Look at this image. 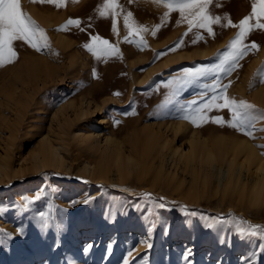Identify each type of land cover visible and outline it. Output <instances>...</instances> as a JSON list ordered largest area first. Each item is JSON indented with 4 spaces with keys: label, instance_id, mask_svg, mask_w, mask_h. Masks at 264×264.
<instances>
[{
    "label": "rangeland",
    "instance_id": "374dc122",
    "mask_svg": "<svg viewBox=\"0 0 264 264\" xmlns=\"http://www.w3.org/2000/svg\"><path fill=\"white\" fill-rule=\"evenodd\" d=\"M21 3L23 11L45 30L51 45L50 49L37 52L27 45L21 46L18 42L16 47L21 55L29 51L30 53L22 56L18 54L19 58L15 62L18 66L10 64L0 67V89L2 91H0V104L3 105H1L2 111L0 109V112L6 114L0 113V157L3 156L4 151L8 150L13 169L8 172L9 176H1L4 180H0V230L11 232L14 236L13 242L8 247H0V264H122L127 252L134 246L139 247V253L143 255L146 249L140 245L139 241L146 235L149 221L144 217L150 205V202L144 198V193H150L152 200L164 197L172 210L162 212L165 223L169 226L167 234L164 233L162 227L158 226L151 233L154 246L147 251V259L142 260L137 257L135 264H185L181 258L185 248L192 249V264H216L218 260L221 264H243L241 257L258 251L260 242L256 238L241 236L236 232L234 225H218L214 229H208L205 227L208 219L201 217H222L225 220L243 218L252 224L264 225V214L253 216L254 210L249 207L245 199L239 198L237 194L223 197L221 193H216L213 187L207 184L203 186L200 180L195 182L196 196L188 199L190 175L188 172L184 175L181 169H178L177 175L183 182L178 187L174 183L170 185L168 184L170 182L161 180L152 184L153 173L141 176L133 172L124 181L115 178L112 181L111 179H93L81 169L83 160L87 158L85 151L81 150L79 154L76 149L79 141L74 142L70 138L73 143L69 137L66 161L71 163L70 170L50 168L34 171L29 166V154L39 146L42 136L46 133L54 135V131H57L58 120L62 115L53 118L52 114L56 108L68 99L79 98L81 92L84 93L94 84H100V88L107 89V92L102 95V99H106L105 103L101 102L103 105L94 114H88L80 120L77 118L72 124L74 128L81 131L97 130L100 133L99 142H102L104 134L121 141L126 149L134 142L136 146L143 148L146 139L144 129L146 125L155 130L165 131L167 124L183 122L187 128L174 139L177 145L181 142L185 143L188 130H196L204 136L208 134L210 136L211 132L212 135L221 133L225 136L249 139L264 158V148L258 147V145H264V132L259 131L264 128V121L256 123L257 131L254 133L255 139H252L234 129L227 126L221 127L211 121L197 127L182 118L178 109L182 105L186 106L187 102L199 91L195 86L185 88L176 101L162 107L168 94V89L164 88L163 84L185 67L218 63L219 57L227 51L238 29L216 25L214 26V37L202 31L204 39L193 45L191 40L195 38L194 34L189 33L188 36H184L183 34L187 32V24H177L176 21L180 19L179 14L172 13L168 21L160 28L161 30L157 32L158 37L156 38L150 33L156 24L161 23L166 11L163 4L157 0H131V3L129 0H119L126 11L133 12L137 23L149 29L148 33L144 34V39L147 38L145 39L147 47L142 50L135 44L124 41L123 36L127 33L123 28L122 15L118 20L119 35L112 33L111 19L102 18L98 14L103 0H66L65 6L59 9L54 5L30 2V0H21ZM251 4L252 0H214L210 10L213 14L226 16L233 23L238 24L241 19L251 13ZM40 13L51 16V25L46 24L39 17ZM68 19H79L84 31L74 26H70L68 30H58ZM51 31H59L54 32V35L56 33L67 34L75 44L76 42L79 44L80 51L77 49V52L82 57L79 58L78 64L69 67L68 59L58 55L59 47ZM92 35H100L116 44L122 53V58L97 61L83 47L90 41ZM181 37L185 43L174 52H187L190 56L176 59L159 67L158 64L174 53L168 49ZM252 42L258 45V50L250 52L241 60V67L230 77H225L223 82L232 81L228 89L229 96L243 99L255 105L256 109L264 110V105L255 102L251 97L256 86L261 83L257 73L264 68V30H254L245 41L248 44ZM24 48L29 51H25ZM202 50L206 51L203 55L199 53ZM161 52H167V54L158 56L157 54ZM140 54L144 56H136ZM29 56H41L43 60H49L48 63L56 67V70L53 71L51 77L42 72L39 73L40 75L37 74L39 76H36L34 81L28 83L26 79L24 80L26 82H18L22 79H18L16 73L18 75L20 71L24 74L27 70L26 58ZM19 64L22 69L19 68ZM93 69H95L96 76H93ZM11 74H15V77ZM12 78L16 81L15 83L12 82ZM11 82L12 85L15 84V87L10 85ZM32 83L36 85H31ZM42 84L43 88L40 87ZM238 86H240L239 89H237ZM24 87H27L33 94L29 91L27 95L23 94ZM14 89L16 90L12 91ZM34 89H38V92ZM6 90H9L8 93L4 92ZM6 95L7 98L13 95L14 97L9 100ZM4 103H6L5 108ZM14 106L19 108L16 109ZM133 109L135 110L134 115L126 114L132 112ZM68 115L74 118L71 111H68ZM214 115H222L225 119H230L227 110L219 113L213 110L208 113V116ZM79 144L77 146H81L80 142ZM184 147L187 148L186 144ZM165 168L171 169L170 164L165 163ZM172 168V170L175 169L173 166ZM38 189L44 191L42 200L27 210L22 209L20 205L24 198L33 197ZM86 196L93 197V201L84 204L82 201ZM49 205L54 210L52 213L54 221L50 223L45 234H42L39 225L32 221V216L38 210L47 211ZM136 205H139V208L135 207ZM184 206H187L189 211H196L198 216L186 218L183 213ZM57 224L60 226L56 227ZM22 225L26 226L23 238L15 235L16 229ZM87 243H93L95 246L88 252H84L83 249ZM109 244L111 247L107 248ZM254 259L255 264H264L258 257Z\"/></svg>",
    "mask_w": 264,
    "mask_h": 264
},
{
    "label": "snow or ice",
    "instance_id": "6c2138e0",
    "mask_svg": "<svg viewBox=\"0 0 264 264\" xmlns=\"http://www.w3.org/2000/svg\"><path fill=\"white\" fill-rule=\"evenodd\" d=\"M30 2H39L43 4L54 5L57 9L62 8L66 4V0H30ZM166 8L161 23L156 24L151 30V35L156 36L159 29L168 21L172 13H178L180 19L177 24L186 23L187 32L183 35L188 36L189 33L194 34L191 43L195 45L204 37L201 32H206L208 36H215L214 26L219 25L224 28H237L235 37L230 41L227 51L219 57V62L211 65H198L194 67H185L177 75L167 80L163 87L168 89L165 103L162 107L176 101L183 90L189 86H195L199 91L195 96L187 102L186 106L182 105L178 111L181 112L182 118L190 121L194 126L200 127L204 123L211 121L221 127L227 126L243 135L255 139L254 133L257 131L256 123L264 121V110L256 109V106L248 103L243 99H236L228 95V89L232 84L231 80L224 83L225 77H230L233 72L241 67L240 61L243 60L250 52L258 50L255 42L251 44L245 43L249 35L254 30H264V0H252L251 13L239 21L238 24L233 23L228 17L215 15L210 10L214 0H157ZM131 3V0H129ZM98 14L102 18L111 19V31L115 35H119L118 20L123 16V28L126 30L124 41L129 44H135L138 48L147 47V41L144 39V33L149 29L143 24L137 23L134 19L132 11H126L124 5L119 0H103V4L98 9ZM226 21V23L224 22ZM70 26L81 28L79 19H68L67 22L58 30H68ZM21 46L27 45L37 52L50 49V41L45 30L40 27L30 15L22 9L21 0H0V67L13 64L18 60L17 43ZM185 41L181 37L168 51L174 52L184 45ZM83 47L92 54L97 61H107L109 58H122V53L116 44L111 43L108 39L102 38L100 35H92L90 41L85 43ZM167 52L158 53V56L166 55ZM257 75L260 82L264 83V68H261ZM93 76H96L93 69ZM251 86V85H250ZM215 110L221 112L227 110L230 119H225L222 115L208 116L209 112ZM134 115L135 110L126 113ZM119 123V121H117ZM264 132V128L259 129ZM264 148V145H258ZM44 191L38 189L33 197H25L20 207L27 210L36 202L42 200ZM144 198L150 202L147 208V215L144 217L149 221L146 227V235L144 239L139 241L146 252L141 255L137 247H133L127 252L123 258L122 264H135L137 257L142 260L147 259V251L153 248L151 233L158 227H162L164 233L167 234L169 226L165 223L163 210H172L169 203L164 197L152 200L150 193H144ZM93 197L86 196L82 201L89 204L93 201ZM75 203V201H73ZM135 207L139 208V205ZM53 208L48 206V210H38L32 216V221L37 223L41 229V233L45 234L50 223H53ZM184 216L197 217L196 211H189L187 206L183 208ZM121 214H123L121 212ZM208 219L205 225L208 229H214L218 225H234L236 232L244 237L256 238L259 244V250L251 252L248 256L241 257L243 264H255L254 258H259L264 262V225L252 224L243 218H233L225 220L222 217L204 218ZM188 222L187 219L185 221ZM60 225L57 224L56 227ZM25 227L21 226L16 229L15 235L23 238L25 236ZM14 240L13 233L0 230V247L6 248ZM226 243V241H222ZM95 245L87 243L84 246V252H88ZM111 244L107 246L110 248ZM193 252L190 248H185L182 253V260L185 264H192ZM216 264H221L218 260Z\"/></svg>",
    "mask_w": 264,
    "mask_h": 264
},
{
    "label": "bare ground",
    "instance_id": "6f19581e",
    "mask_svg": "<svg viewBox=\"0 0 264 264\" xmlns=\"http://www.w3.org/2000/svg\"><path fill=\"white\" fill-rule=\"evenodd\" d=\"M39 17L46 24L51 25L52 18L49 14L40 13ZM58 20L59 19H57V21ZM51 32L54 35V32H59V31H51ZM155 37L157 38L158 36ZM54 38L57 46L59 47V49L57 48L59 50L58 55L68 59V66L71 67L73 65L78 64L79 58L82 57L80 53L77 52V49L80 51L79 44H77V42L75 44L74 40L70 39L67 36V34L63 35L62 33H56L54 35ZM27 50L29 51V49ZM27 50L25 49V51ZM54 51H56V49H54ZM19 52L18 54L20 56L24 55L25 53H28V52L25 53L22 52L24 54L21 55V53ZM51 52L52 50L50 51V54ZM199 53L203 55L206 53V51L202 50ZM136 56H144V55L140 54ZM189 56L190 54L187 52L182 53L177 51L171 53L160 64H158V66L162 67L165 64L171 63L176 59L189 57ZM56 58L58 59V57ZM56 58L54 59L57 60ZM26 60H27L26 62L27 68L26 67L25 68L27 70L24 72V74L20 73V71H18L19 72L18 75L16 73L17 78L22 79L18 82L27 81L29 83L32 80L34 81V79L36 80V76H39L40 75L39 73L42 72H44L47 76L51 77L53 71L56 70L55 69L56 67H53L52 64L48 63L49 60L47 61L43 60L41 56L40 57L29 56L28 58H26ZM21 62L18 63L21 64ZM13 64L15 65V63ZM19 68L22 69L21 66ZM7 71L8 68L6 72ZM7 77L9 76L7 75ZM7 77L5 78V80L7 79ZM45 78L48 79L49 77H45ZM12 82L15 83L16 81L13 80ZM12 82L10 83V85L14 86L15 84L12 85L13 84ZM46 82L47 81H45V83ZM19 84L21 85V83ZM33 84L35 83H32L31 85ZM10 85L9 87H11ZM20 85L19 88L21 87ZM40 87L43 88V84ZM100 87H101L100 84L91 85V87L85 90L84 93L83 92L80 93L79 98L68 99L65 103H62L56 108V110L52 114L53 118H58V115H62V117H59L60 119L58 120L57 131H54L56 129L53 130L55 133L54 135L50 133H46L45 135H43L39 141L40 144L38 143L39 146L30 152L29 166H31L32 170L39 171L50 168H54L58 170L60 169L70 170L71 163L70 162L67 163L66 161L67 159L66 152L68 151V147H69L67 145V140L69 137V139L70 138L73 139L74 142L78 140L81 143V146H77L80 145L78 142V144L76 145V149H78L79 154L81 150H84L85 151L84 154L87 156V158L83 160V166L81 167V169L83 170L84 173H87L93 179H99V180L111 179L110 181H112L115 178L119 181H124L133 172L141 176H144V174L146 173H153V177L151 180L152 184H154L153 182H157V180H161L163 182H170L168 183L170 185L171 183H174V185L178 187L183 182L182 179L179 178V176L177 175L178 169H181L184 175L185 172H188L190 175L191 183H189L188 186L189 188L187 193L188 199H192V197L196 196L197 191L195 189L196 188L195 182L200 180L203 183L202 184L203 186L204 184H207L213 187L214 191L216 193H221L223 197L225 196L228 197V196H232L233 194H237L239 198L245 199L248 202L247 204H249V207L253 208L254 210L253 216L256 217L258 216V214L260 215L264 214V158L262 156L263 154H261L257 150V147L254 145L252 141H250L245 137L228 136V135L225 136L221 133L212 135V132L210 136H208L209 134L207 136H204L203 134H200L196 130H188L185 143L181 142L179 145H177L174 143V139L177 138L178 135L182 131H185L187 128V125L184 124L183 122H177V123L167 124L165 131L155 130L152 127H149V125H146V127L144 128L146 130L145 131L146 139H145V146H143V148H139L138 146H136V143L134 142L133 145L131 144L128 147V149H126L121 143V141L117 140L111 135H104V134H103L104 138L102 139V142H99L100 133H98L97 130L91 129L88 132L81 131L77 128H74L72 122L77 118H79L80 120V118L82 119V117L88 114L92 115L95 113V111L101 108V105H103L102 103L106 100V99L105 100L102 99L103 98L102 95L107 92L106 91L107 89L105 88L102 89ZM239 88L240 86H238L237 89ZM21 89L22 88H20V90ZM98 89L100 90L98 91ZM15 90L16 89L12 91ZM34 90L37 91L38 89H34ZM8 91L6 90L4 92L8 93ZM23 91L22 93L26 94L27 91L29 90L27 87L26 88L24 87ZM4 92L2 94H4ZM19 92L20 91H18V93ZM13 97H9V98L12 99ZM17 97H21V96H17ZM251 97L255 102L264 105L263 83H260L256 86V89L252 93ZM3 98L4 97H2V99ZM16 101L18 104L19 100L17 99ZM5 104L6 103H4V108L6 107ZM1 105L2 104H0V109L3 106ZM9 108L10 107H8V109ZM15 108L17 109L19 107L17 106ZM68 111H71L73 113L74 118H70V116L68 115ZM0 113L4 114L3 112ZM52 135L54 137H52ZM184 144H186L187 148L184 147ZM77 156L78 155H76V157ZM165 163H167L168 165L170 164L171 169H166ZM172 166L175 167L174 170H172L173 169ZM12 170L13 169L10 161V153L8 150H6L4 151L3 156L0 157V180H4L1 179V176H9L8 172ZM15 171L18 172L17 170ZM242 199L240 200L242 201ZM195 200L197 199L195 198Z\"/></svg>",
    "mask_w": 264,
    "mask_h": 264
}]
</instances>
